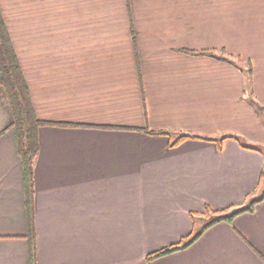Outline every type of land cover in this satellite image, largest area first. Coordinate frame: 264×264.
I'll list each match as a JSON object with an SVG mask.
<instances>
[{"label": "crops", "instance_id": "obj_1", "mask_svg": "<svg viewBox=\"0 0 264 264\" xmlns=\"http://www.w3.org/2000/svg\"><path fill=\"white\" fill-rule=\"evenodd\" d=\"M35 3L14 13L38 20L30 52L2 14L54 123L32 165L36 264H264V198L146 260L264 189V0ZM11 121L0 87V264H27ZM182 134L205 139L170 147Z\"/></svg>", "mask_w": 264, "mask_h": 264}, {"label": "trees", "instance_id": "obj_2", "mask_svg": "<svg viewBox=\"0 0 264 264\" xmlns=\"http://www.w3.org/2000/svg\"><path fill=\"white\" fill-rule=\"evenodd\" d=\"M250 71V69H249ZM0 87L4 90L10 110L12 121L8 128L13 130L16 144V153L20 159L23 170V184L25 194V206L28 214L29 230V256L27 264H36L35 257V230L33 224V177L32 165L39 153L38 129L43 125L54 124L51 122L40 120L34 111L32 105L28 85L24 79L20 66L18 55L13 47L7 25L0 11ZM65 126L73 124H64ZM152 133V132H150ZM158 134L168 135L167 132H158ZM186 139H205L195 135L182 134L177 136L170 143L173 147ZM264 198V189L260 194L249 200L247 205L226 209L222 211L211 212L212 218L208 220L200 229L193 234H190L175 244L165 246L146 256L147 261L153 258L160 257L187 247L209 226L220 221H231L235 216L251 211L256 203ZM210 211L206 209V212ZM210 213V212H209ZM196 213H191L193 217Z\"/></svg>", "mask_w": 264, "mask_h": 264}, {"label": "rangeland", "instance_id": "obj_3", "mask_svg": "<svg viewBox=\"0 0 264 264\" xmlns=\"http://www.w3.org/2000/svg\"><path fill=\"white\" fill-rule=\"evenodd\" d=\"M38 4H40L41 0H36ZM34 5L35 0H1L0 5V11L1 13L5 14V17L9 20L10 24L13 28H10L14 32V36L17 37L18 47L17 50H19L20 53H24V50L27 52H30L31 50L28 48L27 43L24 41L25 37L29 34H32V36L36 35L38 31L37 27V19L33 18V16H30L29 18L25 15H15L16 8H18V5ZM3 10V12H2ZM3 15V14H2ZM33 50H35V47H32ZM38 53V51H35ZM36 54L33 53V57ZM21 60V59H20ZM35 61V60H32ZM22 65H26L27 62H24L22 59L21 62ZM247 72H250L249 69ZM208 213V212H207ZM209 214V213H208ZM210 216V215H208Z\"/></svg>", "mask_w": 264, "mask_h": 264}]
</instances>
